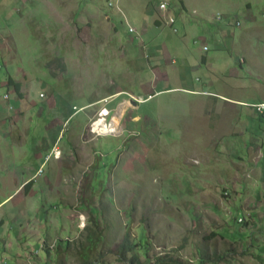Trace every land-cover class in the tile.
<instances>
[{
    "label": "rangeland",
    "instance_id": "1",
    "mask_svg": "<svg viewBox=\"0 0 264 264\" xmlns=\"http://www.w3.org/2000/svg\"><path fill=\"white\" fill-rule=\"evenodd\" d=\"M258 100L264 0H0V264H264Z\"/></svg>",
    "mask_w": 264,
    "mask_h": 264
},
{
    "label": "crops",
    "instance_id": "2",
    "mask_svg": "<svg viewBox=\"0 0 264 264\" xmlns=\"http://www.w3.org/2000/svg\"><path fill=\"white\" fill-rule=\"evenodd\" d=\"M156 23L158 24V21H156ZM205 40V39H204ZM204 46H207V44H204ZM203 50L206 52L207 50H208V47H207V49H204L203 48ZM160 60V59H159ZM203 60H205V58L203 57ZM159 63L160 64H165V61H162V62H160L159 61ZM210 82H208V84H209ZM207 84V85H208ZM211 84L212 85H214V83L211 81ZM207 87H209V86H207ZM190 89H192L191 91H197V90H194L193 88H190ZM208 89V88H207ZM207 91H209V92H211L212 94H213V98H215V97H217V98H220V99H222L223 101H226V102H229V103H234L233 101H234V99L233 98H230V97H228V96H226V95H224V94H222V93H220L219 92V90H218V87H216V90H207ZM195 94H197V93H195ZM237 100V99H236ZM237 101H243V100H237ZM260 101H264V100H258V101H256V102H260ZM255 102V103H256ZM242 105H244V104H242ZM0 112H1V114L3 115L4 114V109H2V110H0ZM24 112H23V110H16V113L14 114V119L15 120H18L19 118H18V116H21L22 114H23ZM238 113V112H237ZM3 119V118H2ZM2 119H0V123L2 122ZM113 122H114V120H113ZM237 123L238 124H245L244 123V120H242V117L239 115V113H238V116L232 121V123H231V126L232 127H235V125H237ZM13 127H15V129H17V127L13 124L12 125ZM10 133V132H9ZM8 134V133H7ZM56 151H59V153L58 154H56L55 155V158H56V160L59 162V164H58V166H57V172H58V175H57V179H56V183H58V185H59V181H61V187H62V189H64V184H65V188H66V193H68V175L63 171V161H62V159H61V157H60V153H61V150L56 146L55 148H54ZM39 170H37L33 175H31V176H26L25 178H21L20 180H16V178H17V176H15V174H16V169L15 170H13V171H11V177L13 178V179H15L14 181H13V188H14V193H16L17 192V194H22V197H20L19 198V202H24V198L26 197V195H28V194H30L31 193V189H32V186H33V182H34V180L35 179H31L37 172H38ZM64 177H65V179H64ZM46 179V182H47V184H49V189H50V191H53V189H54V186H55V184H53V182L49 179V178H45ZM31 180V183H29L27 186H24L27 182H29ZM58 181V182H57ZM25 192H27L28 194H25ZM8 198V197H7ZM7 198H5V199H7ZM62 201H63V196H62V199H61ZM21 214V213H20ZM2 220H0V222H1ZM37 225V224H36ZM32 233H34V232H32ZM35 234V233H34ZM21 238V237H20ZM40 240V239H39ZM41 247V246H40Z\"/></svg>",
    "mask_w": 264,
    "mask_h": 264
},
{
    "label": "trees",
    "instance_id": "3",
    "mask_svg": "<svg viewBox=\"0 0 264 264\" xmlns=\"http://www.w3.org/2000/svg\"><path fill=\"white\" fill-rule=\"evenodd\" d=\"M6 84L7 86H12L14 91L19 93L20 83L17 81H14L10 75H7ZM29 183H31V180L27 182L24 186H27ZM145 245H146L145 239L143 242H137L136 240H130L129 233L126 232L116 248L118 259L124 262L125 260H127V253L131 252L132 257H130V261H138V256H137V253L135 252V248L137 246H145ZM201 258L208 259L209 257H207V255L204 253V255H202ZM213 259H215V257H213ZM170 261H171V264H185L182 261L177 260V259H171Z\"/></svg>",
    "mask_w": 264,
    "mask_h": 264
},
{
    "label": "built area",
    "instance_id": "4",
    "mask_svg": "<svg viewBox=\"0 0 264 264\" xmlns=\"http://www.w3.org/2000/svg\"><path fill=\"white\" fill-rule=\"evenodd\" d=\"M158 7L161 9V10H166L167 9V2H160ZM167 22L169 25H173L175 23V17L174 15L172 14H169L166 18ZM130 30L132 31V27L130 28ZM176 31V30H174ZM204 49H206V46L203 47ZM207 93V92H205ZM252 106L255 108V111L257 113H259L260 115H264V101H260V102H256L254 104H252ZM109 110L108 109H105L103 108V110L100 111V113L98 114V118L94 121L91 122L90 124V129L92 132H98L97 128V125H95L96 122H99L98 123V126H101L102 124L104 126H107L108 130H112L114 129V124H113V121H112V117L109 118ZM108 133H111V132H108ZM59 151H56L54 150V154H58Z\"/></svg>",
    "mask_w": 264,
    "mask_h": 264
},
{
    "label": "bare ground",
    "instance_id": "5",
    "mask_svg": "<svg viewBox=\"0 0 264 264\" xmlns=\"http://www.w3.org/2000/svg\"><path fill=\"white\" fill-rule=\"evenodd\" d=\"M115 117H113V119H114ZM113 119H112V121H113ZM98 123H100V121L99 122H96L95 123V125H97V127H95V128H97V130H98V132H97V134L99 133H108V132H114V130H115V124H116V122L114 121L113 122V124H114V129H112V130H108V128H107V126H104L103 124L101 125V126H98ZM59 153V152H58Z\"/></svg>",
    "mask_w": 264,
    "mask_h": 264
}]
</instances>
